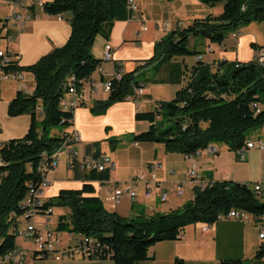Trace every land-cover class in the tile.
Segmentation results:
<instances>
[{
  "label": "trees",
  "instance_id": "16d2710c",
  "mask_svg": "<svg viewBox=\"0 0 264 264\" xmlns=\"http://www.w3.org/2000/svg\"><path fill=\"white\" fill-rule=\"evenodd\" d=\"M201 1L210 6L222 1L223 9L217 15L195 18L186 27L168 31L155 42L153 56L143 61L151 64L147 70L139 71L138 66L123 72L120 79L109 77L108 96L91 103L92 115H102L112 104L134 96L135 89L142 88L143 81L172 58L201 55L200 50L191 46L192 39L222 44L241 27L264 22V0ZM25 7L33 16L34 4ZM41 7L48 15L69 13L71 31L62 46L32 64L20 66L16 56L8 52V59L0 66L4 75L27 71L35 78L32 93L17 91L7 104L8 116L29 114L30 124L23 136L0 146V256L14 247L18 226L28 210L37 206L27 203L29 192L43 182L48 172L43 166L52 163L51 156L68 134L63 129L73 123L74 111L59 106L68 89L67 78H72L76 90H82L83 83L102 63L91 51L95 37H108L114 21L132 16L127 0H49L42 2ZM251 47L258 50L264 46L252 43ZM214 65L212 71L210 65L196 60L172 99L156 101L150 111H136L135 119L148 121L149 126L134 133L130 141L162 143L167 152L186 156L205 150L212 143H224L236 153L246 148L248 134L264 126V64L253 58L220 60ZM81 105H85L84 101ZM38 106L42 109L41 120L37 119ZM108 141L112 148L116 147L117 139ZM86 152L99 157L100 142L88 145ZM68 167L74 176L86 182L79 189L59 190L57 195L43 200L35 211L45 214L54 207L67 208L68 213L59 217L56 230L92 237L99 246V258L109 257L113 264H137L147 259L152 245L180 238L187 225H211L231 210L250 214L257 222L264 218V188L258 192L251 184L227 180L207 183L201 188L195 186L193 199L180 209L152 216L122 217L108 211L87 182L105 179L107 169L84 170L76 159ZM263 256L264 241L254 258ZM173 264L185 261L176 257ZM200 264L245 263L240 259H221Z\"/></svg>",
  "mask_w": 264,
  "mask_h": 264
},
{
  "label": "crops",
  "instance_id": "0c3cea01",
  "mask_svg": "<svg viewBox=\"0 0 264 264\" xmlns=\"http://www.w3.org/2000/svg\"><path fill=\"white\" fill-rule=\"evenodd\" d=\"M49 0H22L24 6L5 3L0 0V17L11 13L25 14L26 5L34 4V15L28 18L19 31L16 26L10 27L12 40L3 41L1 46L16 56L20 66L34 63L42 55L62 46L70 35L69 13L48 15L43 12L41 3ZM138 6L136 12L125 20L114 21L109 36L95 37L92 54L103 58L106 43L112 46L114 61H121L124 72L147 70L151 64H144L154 53V44L168 31L176 27H186L193 19L202 18L209 14L217 15L223 9L219 1L210 6L201 0H135ZM253 23V22H252ZM248 24L241 27L236 35L229 34L222 44L211 43L205 39H192L191 46L200 50V60L213 71L215 62L249 61L256 55L257 50L252 43L264 46L259 42L258 26ZM145 26V29L143 27ZM197 56L174 57L163 63L158 71L147 77L142 83V93L136 99L112 104L104 114L92 115L89 107L95 99H105L108 92L99 89L96 96L90 94L89 83H83L84 104L73 112L71 127L63 131L75 129L80 134V141L73 145L78 160L87 154L86 148L94 142H100L102 153L111 159L105 179L88 180L94 188V195L101 200L120 183L130 180L140 174L142 179L134 183L135 197L130 199L123 196L115 206L104 203L108 211H114L122 217L152 216L180 209L182 205L194 197V187L198 183L234 181L239 183H259L264 188V126L252 131L247 141H262L263 148H249L241 157L235 151L229 150L224 143H212L216 148L214 153L201 150L197 155L188 157L182 153H169L162 143H137L130 139L134 133L148 128L149 122L136 120V111H150L156 101L170 100L175 92L186 81L182 73L189 74ZM103 73L94 72L93 78H109L115 68L112 62L102 61ZM35 88L34 75L22 71V78L12 79L0 77V143L11 138L21 137L30 124V115L22 114L10 117L7 114V104L17 91L32 93ZM37 119H42V109L38 106ZM57 132V130H53ZM110 138L117 139V145L112 148ZM69 151L59 153L58 165L47 172V186L43 189L42 198L47 200L61 189H79L86 182L74 176L68 167ZM57 160V152L55 154ZM195 170L198 179H190L188 172ZM178 188L183 193L178 194ZM150 190V194L146 192ZM165 192L167 199L162 200ZM68 213L67 208L52 209L51 228L56 229L59 217ZM37 217V222H42ZM260 222L247 214L246 218L219 219L208 225L196 223L187 225L176 240L158 242L148 248L147 259L137 264H173L176 257L182 258L185 264L216 263L221 259H240L245 264H264V256L255 259L258 246L264 241L258 236ZM62 238L61 246L65 244L66 231H59ZM28 243L20 239V244L28 247ZM27 264H113L111 258L87 259L63 258L37 259L28 256Z\"/></svg>",
  "mask_w": 264,
  "mask_h": 264
},
{
  "label": "built area",
  "instance_id": "2783aa9c",
  "mask_svg": "<svg viewBox=\"0 0 264 264\" xmlns=\"http://www.w3.org/2000/svg\"><path fill=\"white\" fill-rule=\"evenodd\" d=\"M5 3H14L19 6H24L22 0H3ZM128 8L131 12H136L138 6L135 0H127ZM31 15L26 9L25 14L21 13H11L2 18V28L0 30V66L4 61L8 59V51L4 49L1 44L3 41L12 40V36L9 34L10 27L16 26L19 31L22 30L23 24L25 21L30 18ZM145 29V26L143 27ZM233 36L236 33H232ZM201 55H198L196 60L200 59ZM259 64H264V47L259 48L254 57ZM102 61L112 62L114 65V72L111 77L117 79L123 74V66L121 61H114L112 56V46L110 43H106L103 49V58ZM94 72L98 74L103 73L102 65H98ZM10 77L12 79L22 78V72L4 75L0 69V77ZM183 79L187 78V74L182 73ZM72 78H67L68 89L64 92L62 98L60 99L59 106L64 110H75L77 107L81 106L83 98V89L76 90L75 87L71 84ZM89 83L90 94L96 96L99 92V89L109 92L110 91V81L108 78L95 79L93 76L87 81ZM142 93V88L135 89V95L129 97L128 99H136V96ZM155 106V105H154ZM80 141V134L77 130L71 129L68 131V134L65 135V139L60 144V147L55 150L57 152V160L55 163H50L48 167L43 166V170L47 169L48 171L54 169L58 163V155L61 151H69V160L70 162L74 159L78 160L77 153L73 149V145ZM2 143H0V146ZM257 147L259 149L263 148L262 141H247L246 148L238 151L237 153L243 157L244 151L249 148ZM206 150L210 153L216 151L215 147H206ZM200 151H198L197 155ZM192 155V156H194ZM188 156V157H192ZM80 166L84 170H97L103 171L108 169L111 166V159L107 154L102 153L99 157L94 158L92 156H84L82 159L78 160ZM190 179H198V176L195 170L191 169L188 172ZM143 174H140L130 180L120 183L115 187L111 192L107 193L103 198L102 202L109 203L112 206H115L121 202L123 196H128L131 200L134 199L136 193L134 190V183L138 179H142ZM211 183V182H210ZM46 176L43 179V182L35 189H31L27 198L28 204L37 205L35 208H30L27 212V215L23 218L21 224L18 226L17 237H19L23 242H31V247H26L23 244L18 245L15 242L14 247L11 250H8L4 253V256H0V264H27L28 256H33L37 259H54L61 260L63 258L77 259V258H87V259H100L98 254L100 252L99 246L96 244L95 240L92 237L78 236L75 233L66 231L65 244L61 246L62 239L60 237V232L51 228V216L52 210L47 211L45 214H39L35 211L39 208V205L43 202L42 193L43 189L47 186ZM206 183H198V187H204ZM255 191H262L263 187L261 184L256 183L251 185ZM183 193L182 188H178V194ZM150 194V190L146 192V195ZM161 199L166 200L167 194L163 192L161 194ZM42 217L44 220L42 222H37L36 218ZM247 217V213L240 212L238 210H231L225 216H222L221 219L226 218H236L243 219ZM259 229V238L264 240V218L260 221ZM207 225L202 227L203 230L207 229Z\"/></svg>",
  "mask_w": 264,
  "mask_h": 264
},
{
  "label": "rangeland",
  "instance_id": "374dc122",
  "mask_svg": "<svg viewBox=\"0 0 264 264\" xmlns=\"http://www.w3.org/2000/svg\"><path fill=\"white\" fill-rule=\"evenodd\" d=\"M252 24H255V25H257L258 26V31H259V36H258V38H259V42H261V43H264V22H262V23H257V22H253ZM148 72H150V71H148ZM57 129H60V127H56ZM53 132V131H52ZM50 217V216H49ZM62 239V238H61ZM16 244H20V238L19 237H17L16 238ZM28 247H31V244L30 243H28V245H27Z\"/></svg>",
  "mask_w": 264,
  "mask_h": 264
},
{
  "label": "bare ground",
  "instance_id": "6f19581e",
  "mask_svg": "<svg viewBox=\"0 0 264 264\" xmlns=\"http://www.w3.org/2000/svg\"><path fill=\"white\" fill-rule=\"evenodd\" d=\"M117 79H120V77H117ZM208 147H213L212 145H209ZM206 150V149H205ZM56 154V153H55ZM55 154H53L52 156H51V159H52V163H55ZM1 256H4V254L3 255H1Z\"/></svg>",
  "mask_w": 264,
  "mask_h": 264
}]
</instances>
